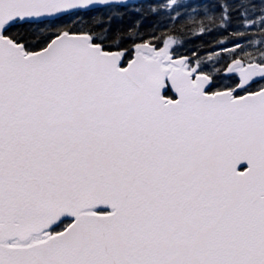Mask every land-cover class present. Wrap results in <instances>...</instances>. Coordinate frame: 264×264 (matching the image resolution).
Masks as SVG:
<instances>
[{
    "label": "snow or ice",
    "instance_id": "6c2138e0",
    "mask_svg": "<svg viewBox=\"0 0 264 264\" xmlns=\"http://www.w3.org/2000/svg\"><path fill=\"white\" fill-rule=\"evenodd\" d=\"M0 264H264V0H0Z\"/></svg>",
    "mask_w": 264,
    "mask_h": 264
}]
</instances>
